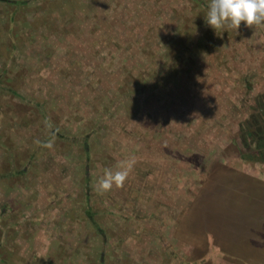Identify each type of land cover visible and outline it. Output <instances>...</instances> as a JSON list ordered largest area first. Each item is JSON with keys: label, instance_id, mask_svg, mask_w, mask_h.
Wrapping results in <instances>:
<instances>
[{"label": "rangeland", "instance_id": "obj_1", "mask_svg": "<svg viewBox=\"0 0 264 264\" xmlns=\"http://www.w3.org/2000/svg\"><path fill=\"white\" fill-rule=\"evenodd\" d=\"M11 2L0 1V72L6 64L12 76L23 67L38 70L37 81H12L20 82L21 99L7 88L0 97V112L9 98L18 115L32 112L23 128L2 119L0 176L9 170L8 146L11 154H34L11 165L24 171L18 181L0 179L3 264H97L114 241L122 243L113 250L117 262L126 264H264V164L243 158L249 147L240 128L264 96V27L242 22L216 32L205 20L210 0H56L49 5L54 24L66 33L64 22L75 12L79 30L50 34L46 25L31 26L47 13L32 2L19 29L34 41L18 44L9 61ZM94 4L106 6L107 15ZM119 122L141 134L121 137L113 125ZM200 125L188 138L185 130ZM52 130L66 136L64 144L46 140ZM86 135L94 162L84 154ZM130 155L143 159L124 186L97 194L93 185L104 169ZM86 195L96 198L106 244L76 213L74 201L81 209ZM122 212L134 227L129 234H143L147 252L138 253L143 243L135 239L122 241Z\"/></svg>", "mask_w": 264, "mask_h": 264}, {"label": "trees", "instance_id": "obj_2", "mask_svg": "<svg viewBox=\"0 0 264 264\" xmlns=\"http://www.w3.org/2000/svg\"><path fill=\"white\" fill-rule=\"evenodd\" d=\"M0 1H7V0H0ZM32 2H34L35 4L39 3V6H36L37 7L36 10L38 8H42V10H45V12H47V13L45 16L42 15L39 17V15H37L36 20L31 22V26H38V24H42L43 26L46 25V28H48L49 31L51 32L50 34H53L54 31H57V33H60V31H61V33L64 35H67L69 33L74 34V32H75V34H78L77 32L79 29L76 28L75 26H73V21H75V18H77L75 12H72V14H69V18L64 22L65 29H67L66 33L63 32V29H60V25L54 24V21H53L54 15H52V10H51V8H49V5L51 4V2L56 3V0H12V2L10 4V7H12V8H11V14L9 15V17H10L9 18V24L6 26V29L8 30V33H7L8 42H7L6 49H7V53L9 54V56H8L9 61L14 60L15 54H17L16 51L20 48L18 44H20V43L23 44L24 42H28L29 44H31L34 41V37L32 36V34L30 32L29 33H25L23 31L21 32V30L19 29L21 26V23H27L28 22V17H27L28 12L34 11L35 7H33L31 5ZM93 6L96 7L98 9V11L101 12V14L107 15L106 14V8H105L106 6L102 7V6H100V4H99V6L94 4ZM93 16L95 17V19H97V20L99 19L98 15H96V16L93 15ZM78 19L82 20V22H85V21L90 19V16L89 17H79ZM36 21H38V22H36ZM101 21H104V20L101 19ZM24 34H27V36H24ZM103 39H105V38H103ZM108 42H109V40L107 39V36H106V44L105 45L111 46V44H113L112 42H110V43H108ZM51 45H53V44H51ZM47 46H48L47 47V49H48L50 47V45L48 44ZM71 51H72L71 48H69L68 52L71 53ZM44 54L49 55V58H51L53 56L52 55L53 51L48 50V52H46ZM70 56H71V54H70ZM72 59L74 60V63L81 62L82 64H84V62H83L84 57L83 56H81L79 60H77V58H74V56ZM48 63H47V65H50ZM1 70H2V73L0 72V97H1V99L3 98V100H4L3 95H5L4 92L6 91L5 90L6 88H7V90H9L10 93L13 94V97H16V98L22 97V94L20 93V91L18 89L19 86L21 85L20 82H17L18 87L11 86V83H12V81H14V79H16V81L17 80L37 81V75L36 74H37L38 69H36L35 66H31L30 68L23 67L21 70V73L17 76H15V75L12 76V74H11L12 72L10 71V69H8V64H6L5 66L2 65ZM61 74H62V77L66 78L65 75H69V74H71V72L70 71L69 72L62 71ZM1 83H3V84L1 85ZM31 83L35 84L34 85L35 87H33V90H32L34 93L37 89L36 88L37 82H31ZM142 83L145 86H149V84H147V82L144 80L142 81ZM89 85L91 88L93 87L91 83H89ZM33 93H30L32 97L34 95ZM29 100H32V99H29ZM35 100H37V99H35ZM35 100H34V102L37 105H40ZM13 101L14 100H11L10 98L7 100V102L5 101L7 105L4 106L3 111L1 110V112H0V123L2 122V119L4 120V118L6 116V118L10 120V123L17 122L18 123L17 125H19L20 128L29 126L31 124L30 120H32V112H30V110H27V111L23 110L22 111L23 114L20 113L18 115V113H15L13 111V108H14V106H13L14 102ZM96 104L97 103L93 102L94 106ZM256 105H257V107L253 108L254 112L250 115V117H247L240 126V128H242L241 130L244 134L243 135L244 136L243 142H244V144H246L249 147L248 154L247 155L243 154V158H245L246 160H249L251 162H259V163L264 164V96H260L257 99ZM19 109H21V107H19ZM10 110H11V113H9ZM44 116L46 117V114ZM105 121L107 123V119L106 120L102 119V123H104ZM205 122H209V120H207V118H206L202 122V125H205ZM113 125H116L118 127L117 130L120 132L121 137L122 136H129V135L131 137L132 136L135 137V136L141 134L140 130L134 131L133 129H129L128 124H120V122H119L118 124L113 123ZM199 128H201V125L198 127L195 126V127H193V129H190V130L189 129L185 130L189 134L188 138L190 137V135H194L195 133H197L199 131ZM178 129L181 130L182 127L178 128ZM171 131H174V130H171ZM83 137H84L83 138L84 141L82 143L84 144V149H85L84 154L87 156L88 160L94 162V160H93L94 156L92 155V152L90 151L89 146H88V142H87V140L89 139V135H86ZM65 138H66V136H64L62 132H60V131L56 132L55 130H52L49 133V136H47L46 140H49L51 142H59L60 144H64ZM123 138H127V137H123ZM251 144L254 145L253 149L250 148ZM4 148H5V146H4ZM12 149L13 148L10 146L5 148V150L7 152L6 161H8L9 163H6V165L3 166V169H6L7 167H9V168H7V170L8 169L9 170L7 171V174L2 173V175L0 176V179L2 178V176H4L3 178H6L5 175H8V176L11 175L12 179L18 181L19 180L18 178L23 176L24 171L23 170L22 171H18V170L13 171V168L11 167V165H14V163H16V161H22V159H24L23 161H31V158H33L34 154L31 155V157H27V156L25 157L24 154L19 153L20 151L18 153L11 154ZM19 150H22V149H20V146H19ZM137 159H143V157H137ZM142 162L144 163L143 160H142ZM88 165L89 164H86V172L90 173V167ZM86 181H87L88 185H90V176L86 179ZM56 182H60L58 177L56 178ZM55 192H56V189H53L51 191V193H53V194H55ZM134 193H137V195H138V193H140V192L138 190H135V191H133V194ZM73 199H74V197H73ZM94 200H96V198H94V196L86 195L85 196V203L81 205V207H82L81 209L79 208L80 204H78V202L75 200L74 204L76 205V213L78 215L81 214V215H84L85 217H88L89 223L94 228L92 235H94V236H97V234L100 235V237L102 239H104V243L106 244L107 240H105L104 236L107 232L104 228L101 227L102 226L101 223H98L99 220L97 217L99 216L98 215L99 212H98V209H96V206L94 207ZM138 202H139V204L142 203V201H139V200H138ZM79 209H80V211H79ZM121 211H123V210H121ZM135 212H136V210L134 209L132 213H135ZM123 213L124 212L118 214V216H119L118 220L120 219L122 222L121 224H119V227L120 228L122 227V229L124 230L123 232H125V230L128 232H125L126 235L124 237H122V241L125 240L128 242L127 238L133 239V240L135 239V240H137V242L143 243V245H141L142 250H141V252H138V253L143 254V253L147 252V249L149 246H147L146 241L144 242L143 241L144 239L140 237L143 234H141V232H139V231L133 232V234H129L132 231V229L134 228L132 223H130V222L131 221L133 222V220H135L134 218L136 217V215L133 214L128 221V223H130V224H127V220L124 218ZM123 220H125L126 223H124ZM113 243L115 246L113 249H111L112 252L109 255L106 254V249H105L106 245H105L103 252L100 255H98V260H97L98 263L97 264H126V261H128V259L123 258L121 261L117 262L118 254H116V251L115 252L113 251L115 249L117 251H120L121 247H122V245H121L122 243L116 242V241H114ZM35 256H36V254H33V258H35ZM4 261H5V258L0 253V263L3 264ZM12 261L14 262V260H12ZM49 264H52V262H50Z\"/></svg>", "mask_w": 264, "mask_h": 264}, {"label": "clouds", "instance_id": "obj_3", "mask_svg": "<svg viewBox=\"0 0 264 264\" xmlns=\"http://www.w3.org/2000/svg\"><path fill=\"white\" fill-rule=\"evenodd\" d=\"M206 24L218 30H238L242 24L246 27H264V0H210L205 16ZM51 147V144L47 145ZM137 163L134 155L119 161L115 170L106 168L103 175L94 183L99 195L113 188H122Z\"/></svg>", "mask_w": 264, "mask_h": 264}, {"label": "crops", "instance_id": "obj_4", "mask_svg": "<svg viewBox=\"0 0 264 264\" xmlns=\"http://www.w3.org/2000/svg\"><path fill=\"white\" fill-rule=\"evenodd\" d=\"M264 33V32H263Z\"/></svg>", "mask_w": 264, "mask_h": 264}]
</instances>
